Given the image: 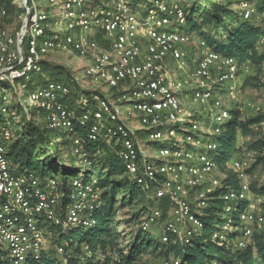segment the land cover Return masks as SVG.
I'll return each mask as SVG.
<instances>
[{
	"label": "built area",
	"instance_id": "obj_1",
	"mask_svg": "<svg viewBox=\"0 0 264 264\" xmlns=\"http://www.w3.org/2000/svg\"><path fill=\"white\" fill-rule=\"evenodd\" d=\"M43 1L52 13L40 8L36 0H20L24 17L19 30L11 35L0 29V113L6 116V123L0 124L3 260L24 264L30 255L38 258L54 247L62 264L68 263L75 242L60 240L59 229L65 233L96 224L101 188L97 177L86 179L84 173L92 166L89 146L100 141L115 149L126 174L151 203L141 224L144 230L162 224L160 241L191 243L201 236L204 222L200 216L218 191L227 218L214 239L221 243L229 233L240 231L234 246L246 248L254 232L264 226V195L251 191L248 173L260 152L241 148L230 162L238 189L225 184L215 153L220 151L217 136L231 117V109L223 108L221 91L232 94L239 75L252 72L253 66L217 52L199 36L194 57L189 55L185 48L195 33L182 29L187 14L180 0H145L142 7L133 0ZM238 9L245 20L258 14L252 0H240ZM54 54L79 58L81 73L72 80L80 85L87 79L93 86L76 97L71 86L61 81L38 86L34 75L42 73L44 62L52 61ZM189 58L194 66L190 74ZM174 66L182 78L171 77ZM18 80L22 81L19 87L15 85ZM189 84L194 85L193 100L209 111L211 125L217 123L208 142L194 153L184 152L178 140L182 123L192 124L187 144H199L204 133L205 120L199 111L184 112L181 95ZM102 86L113 92L107 94ZM28 89L32 90L25 97ZM12 104L20 107L27 120L36 115L49 129H66L82 172L72 181L65 202L58 176L42 179L20 172L9 158L8 106ZM218 108L223 109L218 113ZM255 129L262 133L264 121ZM143 135L162 143L157 164L144 148ZM163 199L169 200L166 217ZM163 264H179V260L171 258Z\"/></svg>",
	"mask_w": 264,
	"mask_h": 264
},
{
	"label": "trees",
	"instance_id": "obj_2",
	"mask_svg": "<svg viewBox=\"0 0 264 264\" xmlns=\"http://www.w3.org/2000/svg\"><path fill=\"white\" fill-rule=\"evenodd\" d=\"M133 1L139 3L143 0ZM182 5L186 10L187 25L199 37L206 39L214 50L237 58L241 64L249 62L253 66L252 72H263L264 25L257 23L256 16L249 20L243 19L239 9L231 8V2L185 0ZM256 7L258 13H264V0H256ZM2 11H5L3 18L7 23H13L24 13L15 0H0V14ZM18 23L21 26V21ZM53 71L58 73L52 74ZM59 73H65L68 81L72 80L70 70L54 61H45L40 74L49 75V81H60ZM78 90L72 89L73 97L80 93ZM12 107L8 106L12 129L9 158L20 172L32 173L42 179L60 175V190L64 194L65 202L72 181L81 175V168L75 165L74 159L70 166H64L58 154L48 153L42 145L50 143L52 129L47 128L36 115L28 120L24 116L17 120L19 114ZM5 118L0 113V124L6 123ZM263 121L264 112L245 117L241 110L231 109V117L224 122L221 133L217 136L220 144L218 163L225 175L226 185L239 188L238 179L229 164L241 148L260 152L248 172L264 161V134L255 129ZM62 146H71L68 135L62 141ZM89 150L92 166L85 170L84 177H97L101 188L100 206L94 215V227H76L65 233L59 229L60 240L68 238L75 242L72 257L67 264H150L147 260L149 257L162 259L160 264L171 258L179 260V264H264V227L254 232L251 243L243 249L234 246L237 237L242 235L240 231L229 233L221 243L214 239V234L220 231L219 225L223 222L219 215L223 201L217 198L218 191L212 194L214 197L200 216L204 222L201 236L188 244L173 241L164 243L153 238L151 232L144 230L141 225L151 203L142 188L130 180L115 149L100 141L91 144ZM251 191L264 195V184L251 183ZM162 205L166 217L169 200L163 199ZM121 212L126 215L124 223L127 229L119 228L117 216ZM235 224H239L237 217ZM5 255V251L0 248V264H10L3 260ZM81 256H84L83 261ZM24 264L62 262L52 247L43 251L38 258L30 255Z\"/></svg>",
	"mask_w": 264,
	"mask_h": 264
},
{
	"label": "rangeland",
	"instance_id": "obj_3",
	"mask_svg": "<svg viewBox=\"0 0 264 264\" xmlns=\"http://www.w3.org/2000/svg\"><path fill=\"white\" fill-rule=\"evenodd\" d=\"M183 1L180 0L181 4H183ZM188 1V0H186ZM240 0H223L221 2L223 3H232L231 8L237 10ZM17 5H20V0H15ZM37 4L40 8L47 10L49 13H52L49 11L48 8L45 7L43 0H36ZM256 4V0H253ZM140 6H145L146 1L143 0L142 2H139ZM138 7V9L142 12L143 8ZM24 17V14H21L19 17H17L13 23H7L3 16L0 14V29H6L9 34L14 35L20 28L18 25L19 21H22V18ZM256 21L257 23H261L264 25V13H258L256 15ZM183 30H190L195 33L194 30H192L188 25H185ZM198 35L195 33V35L192 37V41L185 49L189 53V55H192L194 57L195 49H196V40ZM191 57V59H192ZM189 58L188 60V73L190 74L194 68L192 64V60ZM55 63H58L62 66H64L66 69L70 70L71 77L73 78V75H77L81 73L82 68V62L77 57H72L65 54H54L53 60ZM169 62L172 63V60L169 58ZM174 69L171 70V77L173 79H178L183 77V73L176 68V66L173 67ZM57 71H53L52 74H57ZM60 81L62 83H67L69 86H71L72 89L78 88V92H83L84 88H90L93 86L90 84V82L87 79H83L81 84L77 86V83L73 80L68 81V77L65 73H59L58 74ZM253 77H258L257 79H254ZM34 80L38 86H41L49 81V75H42V74H35ZM22 84L21 80H18L15 85L20 86ZM83 88V89H81ZM104 92L107 94H111L113 91L112 89L102 86L101 87ZM32 89H28L24 91V96L27 97ZM194 85L189 84L186 86L184 93L181 95L182 105L184 108V112L187 111H199L201 115V119L205 120L203 127H204V133L201 137L200 143L195 144H187L185 142L186 133L192 129V124L188 123H182L181 129L178 131V140L180 147L184 152H192L194 153L197 149L201 148L204 144H206L211 137L214 128L217 123H214L211 125L209 118V111L203 110L202 106L198 105L197 102L193 100L194 97ZM222 99L224 101V107L223 108H230V109H239L242 111L243 115L245 117H253L255 115H258L259 113L264 112V72L261 71H254L249 73H241L238 77V79L235 82V90L232 94H228L224 91H221ZM12 109L16 111V114H19L18 119H20L23 116L22 111H20V107L16 108V104H12ZM223 108H218L217 112H221ZM32 111V108H31ZM201 111V112H200ZM134 124L140 125V120H134ZM15 127V126H14ZM13 127V128H14ZM50 143L46 144L44 143L42 147H44L48 153L54 155L58 154L60 159L63 161L64 166H70L74 159L75 165H76V159L73 154V147L70 146L68 148H63L62 141L65 139L67 135V131L64 127H60L57 129H54L50 132ZM264 134V131H262ZM142 141L144 144V148L146 149V152L150 158V160L157 164L159 159V152L158 147L162 145V143H156L154 141H151L147 135L142 136ZM216 158L220 157V153H215ZM249 181L251 183H259L264 184V161H261L260 164H258L254 169L250 170L249 172ZM60 175H58V178ZM264 208V206H263ZM220 218L223 222L220 223V228L223 225V223L226 222L227 213L225 211L224 203H222L221 209H220ZM126 215L124 212H121L117 216V221L119 224L120 229H127L126 224L124 223ZM162 225V224H161ZM161 225L158 226V228H152L150 230L153 238H160L162 230L160 229ZM264 227V226H263ZM86 230V229H85ZM147 260L150 262V264H160L163 260L154 259V258H147Z\"/></svg>",
	"mask_w": 264,
	"mask_h": 264
}]
</instances>
